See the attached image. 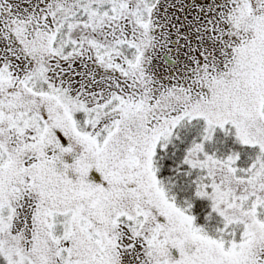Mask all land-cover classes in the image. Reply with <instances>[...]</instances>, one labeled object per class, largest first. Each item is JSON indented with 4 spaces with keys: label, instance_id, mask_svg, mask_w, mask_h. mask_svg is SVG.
<instances>
[{
    "label": "snow or ice",
    "instance_id": "snow-or-ice-1",
    "mask_svg": "<svg viewBox=\"0 0 264 264\" xmlns=\"http://www.w3.org/2000/svg\"><path fill=\"white\" fill-rule=\"evenodd\" d=\"M0 264H264V0H0Z\"/></svg>",
    "mask_w": 264,
    "mask_h": 264
}]
</instances>
